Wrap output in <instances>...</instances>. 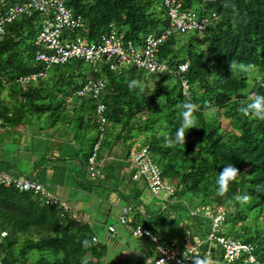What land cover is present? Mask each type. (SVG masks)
<instances>
[{
	"label": "trees",
	"instance_id": "16d2710c",
	"mask_svg": "<svg viewBox=\"0 0 264 264\" xmlns=\"http://www.w3.org/2000/svg\"><path fill=\"white\" fill-rule=\"evenodd\" d=\"M178 1L185 11L204 16L205 0ZM68 6L76 15L83 16L85 24L81 29L66 32L70 41L82 37L99 42L114 26L126 46L132 43L141 47L148 36L159 35L169 26L163 0H68ZM206 7L217 14V20L204 32L171 37L160 46L157 55L161 63H167L174 71L183 63L190 64L184 75L189 84L186 92L182 77L176 73L151 75L133 66L112 70L103 63L95 73L83 60L47 69L36 60L41 51L36 45L41 15L20 17L0 37V122L8 130L35 126L38 131L60 128L69 133L78 143L76 160L87 175L89 159L101 135L98 100L76 95L91 80H104L106 86L99 98L107 107L99 159L103 167L96 180L87 176L93 187L121 192V170L131 166L138 172L130 158L134 150H140L133 145L129 150L126 142H136L133 132L138 133L137 139L145 135L141 149L150 148L163 177L177 187L176 195L167 202L190 193L200 199L191 210L224 209L226 222L222 229L232 223L228 237L252 245L255 256L264 263V192L256 191L257 185H264V121L239 112L240 101L248 102L253 93L264 95V0H218ZM231 60L253 64L255 68L248 73H232ZM84 63L91 67L92 74L78 83L76 73L70 70L81 69ZM39 73L46 76L38 82L26 87L18 83L22 76ZM132 80L141 81L143 90L130 89ZM160 97L165 98L159 103ZM183 102L198 105L193 113L195 127L186 130L185 144L166 147L165 137H174L180 127L182 109L177 105ZM92 130L97 135L91 137ZM117 149H123L125 154L123 163L115 165L119 167L118 173L111 171L114 165L110 161L111 157L113 163L116 161L112 153ZM229 165H234L240 174L229 182L224 196H219L217 180ZM13 169L16 168L0 166L1 171L19 177L21 170ZM244 194L252 199L247 203L235 200L237 195ZM127 200L133 203L127 205L133 208L131 225L138 227L135 211L140 207L136 202L141 195ZM164 204L166 209L168 205ZM192 219L202 236L210 234L212 220L202 215ZM209 223L210 229L205 232L204 226ZM3 233L7 236L2 237ZM220 235L224 236L221 232ZM84 240L91 246L85 248ZM107 241H113L111 236ZM206 247V252L204 247L201 249L203 256L209 250ZM212 252L207 257L212 264H246L245 256L230 263L216 247ZM108 253L109 247L98 241L92 221L74 218L58 206H48L33 193L0 187V259L4 263L84 264L86 259L87 264H104Z\"/></svg>",
	"mask_w": 264,
	"mask_h": 264
},
{
	"label": "built area",
	"instance_id": "2783aa9c",
	"mask_svg": "<svg viewBox=\"0 0 264 264\" xmlns=\"http://www.w3.org/2000/svg\"><path fill=\"white\" fill-rule=\"evenodd\" d=\"M217 1L205 0L202 11L204 16L200 17L193 11H185L182 3L178 0H163V6L169 17V26L159 35L148 36L144 45L137 48L132 43L126 46L118 36L114 26L111 27V32L99 42H89L82 37L74 41L67 39L65 35L68 30L76 31L85 25L83 16L75 14L73 9L68 6V0H0V37H4L8 25L20 17L24 15L32 16L33 13H38L41 15L42 23L36 45L41 47V51L37 53L36 60L44 64L47 69L57 65H65L72 60H83L93 67L95 73L99 71V65L102 63L109 65L112 70L120 66H133L146 70L151 75L176 73L182 77L186 92L189 90V84L184 75L189 70L190 64L188 62L183 63L176 71L172 70L167 63H161L158 60L157 55L160 46L173 36L204 32L218 18L214 11L207 9L206 4L216 3ZM45 76L46 74L43 73L22 76L18 79V83L26 87L31 83L38 82L41 77ZM105 86L104 80H91L77 91L79 97H92L98 100L97 115L101 135L89 159L87 170L89 180H96L102 175L103 162L101 163L99 159L107 126V118L105 117L107 107L99 98ZM130 162L138 168L135 180L146 184L152 195L160 197L162 193H165L168 198L176 195L177 187L163 177L161 169L153 160L149 147H144L140 151L134 150ZM0 187L15 188L23 193H33L35 196L42 197L46 205L58 206L65 213L77 218L72 214L67 202L53 195L49 188L40 182L27 177H16L0 170ZM132 212L133 208L131 206L122 209L121 223L123 225L130 226L132 224ZM191 214L192 216L202 215L212 220L208 239L209 250L206 257L210 258L213 248L216 247L221 251L227 262L233 263L245 256L246 264H264L255 256L252 245L220 235L226 222V211L224 209L202 207L197 211H192ZM111 232L114 233V230H111ZM133 234L137 238H148L155 243L158 259L153 264H192V258L203 247L202 243H191V245L187 243L188 245L185 248H180L178 245L168 242L162 243L149 229L142 226L134 228ZM6 236L7 234L3 233L2 237ZM187 248V256L184 259L183 253ZM201 254L204 255V253ZM0 264L7 263L0 259Z\"/></svg>",
	"mask_w": 264,
	"mask_h": 264
},
{
	"label": "crops",
	"instance_id": "0c3cea01",
	"mask_svg": "<svg viewBox=\"0 0 264 264\" xmlns=\"http://www.w3.org/2000/svg\"><path fill=\"white\" fill-rule=\"evenodd\" d=\"M49 144H53L54 148L46 150L45 148H47L46 146ZM78 154V143L73 139L72 135H69V133L67 134L60 128L38 131L37 127L33 126L31 129L14 128L8 130L6 127H3L0 122V166L16 168L17 170L20 169L21 172L17 173L19 177H34L35 179H39V181L46 185L54 195L69 203L73 215L93 222V217L96 216V214H91L90 212L82 210L88 205L87 202L94 200L97 202L98 208L103 209L102 205L110 203L111 201V204L116 206L121 214L123 208L130 204L133 205L132 202L130 203L127 200L128 198L132 199V197L135 196L140 197L141 190L135 180L136 170L134 168L129 166V172H126V167L121 170V175L119 174V178L122 181L120 188L121 192L111 193L106 189L104 190L102 187H93L88 180L87 175L82 173L80 163L76 162V158L79 157ZM112 154L116 158V161L113 163L114 158H110V161H112L111 164L114 165L111 168V171L116 172L119 167H116L115 165L123 163L122 160L125 158V154L123 149H117L115 150V153L113 152ZM70 159L76 163L69 165L68 160L70 161ZM41 168L42 170H39ZM26 169H30L32 172H28ZM61 173L62 175H60ZM125 174H127L128 178L125 177ZM108 195L110 198H108ZM72 197L76 199L75 202L70 201V198ZM104 197L107 198L105 199ZM166 198L162 202L168 205L167 208L173 206L175 207V210H177V206H181L182 208L186 206L176 202V199L167 202V200H171V198H168L167 196ZM122 200L127 202L125 206H121L120 203ZM136 203L140 204V207L135 211L136 215H149L148 207L143 203L142 199ZM188 211L190 220H193L192 217L194 216H192L191 212L194 210L188 209ZM161 220L163 221V218H161ZM143 222L147 224L145 219ZM179 225L181 226L180 222ZM196 227H198V225ZM191 233L193 234V231H191ZM115 234L112 235L119 240V242L116 243V246L122 247V244L127 243L123 236ZM190 237H192L193 241L197 243L201 242L200 238L196 239L197 237ZM198 237H202V234ZM191 243L195 244L190 240V243L188 244L191 245ZM183 244L184 248L188 245L186 243ZM201 253L202 251L196 253L195 257L199 258V255L202 257ZM145 256H147L146 253L143 254V257ZM206 262L211 264L209 260Z\"/></svg>",
	"mask_w": 264,
	"mask_h": 264
},
{
	"label": "rangeland",
	"instance_id": "374dc122",
	"mask_svg": "<svg viewBox=\"0 0 264 264\" xmlns=\"http://www.w3.org/2000/svg\"><path fill=\"white\" fill-rule=\"evenodd\" d=\"M137 48H139V46ZM70 71L72 74L73 72L76 73V81L78 83H81V81H83L85 77H90L92 74L91 67L86 63L83 64L81 69L71 68ZM78 74H81V76H79ZM75 98L77 97H73L72 99L76 100ZM95 135H97V132L95 130H92L90 136L92 137ZM132 135L135 137L136 142L131 139L126 142V145L128 146L129 150L131 149L132 145L134 149L139 148V150H141V148L143 147V142L145 140V135L140 136L139 139H137L138 133L133 132ZM46 147L47 148L45 149L49 150L53 149L54 145L49 144ZM153 158L158 164L157 157L153 155ZM68 162L69 165H72L78 161L74 162L72 159H70V161L68 160ZM130 167H126V172H129ZM26 170L28 172H32L30 169ZM39 170H42V168ZM60 175H62V173ZM125 177L128 178L127 174H125ZM139 189L141 190V199L143 200V203L148 207L149 215L141 213L142 216H140L139 214H137L135 222L138 225H142V227L145 226V228L149 229L162 243L168 242L170 244H176L180 248L184 247L183 243L187 244L190 243V240H193L190 236H194L195 238L197 237L196 239L200 238V243L203 244L204 250L206 252V246H209V235L206 231L210 229V223L204 226L206 234H204V236L202 237H198L201 235V233L199 234L198 230L195 229V221L190 220L188 211V209H194L192 206H194V202L196 200V203L200 202L199 198L195 197L193 194L187 193L180 198H176V202L186 205L184 208H182L181 206H177V210L173 208L165 209V204L164 202H162L163 200H165V193H162L160 197L154 196L151 194L148 187H145L143 182L139 183ZM70 201L75 202L76 199L72 197L70 198ZM111 203L112 202L110 201V203L103 204V209L101 210L98 208L97 202L91 200L87 202L88 205H86L82 209L84 211L90 212L91 214H96V216L93 217L96 237L101 244H107L109 247V253L107 258L104 260V264H153L158 259V253L155 243L150 241L148 238L142 239L135 237L133 234V229L136 226L123 225L121 223L120 210ZM120 204L121 206H125L127 202L125 200H122ZM161 218H163V221L161 220ZM144 219L145 221H147V224L143 222ZM179 222L181 223V226L179 225ZM232 229V223H229L222 229L221 234L228 237ZM111 230H114L116 232L115 235L123 236L127 243L122 244V247L116 246V243H118L119 240L110 234ZM191 231H193V234L191 233ZM108 236H111L112 240L114 241L108 242ZM233 239L240 240L237 238ZM144 253H146L147 256L143 257ZM199 258L201 260H204L205 262L207 261L206 255L202 257H200L199 255ZM206 264L208 263L206 262ZM222 264L226 263L222 262Z\"/></svg>",
	"mask_w": 264,
	"mask_h": 264
},
{
	"label": "clouds",
	"instance_id": "9594fccd",
	"mask_svg": "<svg viewBox=\"0 0 264 264\" xmlns=\"http://www.w3.org/2000/svg\"><path fill=\"white\" fill-rule=\"evenodd\" d=\"M229 68L232 73H235L237 71L242 72V73H248V72H251L255 68V65L245 64L243 62L231 60L229 62ZM135 87H140V89L143 90L144 85L139 80H132L129 83V88L133 89ZM164 98L165 97H160L158 102L160 103V101L163 100ZM240 104H241V107L239 108V112L241 114H243L246 117L252 116L261 121H264V95L253 93L248 97V102L240 101ZM177 107L182 109V112L180 113L181 124L178 130L175 132L174 137H171V136L165 137L166 147H172L175 144H181V145L185 144L186 143V130L188 131L189 129H192L195 127V120L193 118V113L198 109V105L190 103V102H183L177 105ZM209 110L214 111V109H209ZM239 174H240L239 170L234 165H229L227 167H224L223 170L220 172L218 180H217V185H218L217 194L219 196H224V194L227 191L229 182L235 180ZM256 191L264 192V185H257ZM251 199L252 197L248 194L237 195L235 197V200L240 203H247ZM110 234L112 235L113 233L110 231ZM92 243H94V240L92 241ZM83 246L87 248V247H90L91 245L88 240H84ZM187 250L188 248L183 253L184 259L187 256ZM84 264H87L86 259L84 261ZM192 264H206V262L204 260H201L200 258L193 257Z\"/></svg>",
	"mask_w": 264,
	"mask_h": 264
},
{
	"label": "bare ground",
	"instance_id": "6f19581e",
	"mask_svg": "<svg viewBox=\"0 0 264 264\" xmlns=\"http://www.w3.org/2000/svg\"><path fill=\"white\" fill-rule=\"evenodd\" d=\"M68 35V34H67Z\"/></svg>",
	"mask_w": 264,
	"mask_h": 264
}]
</instances>
